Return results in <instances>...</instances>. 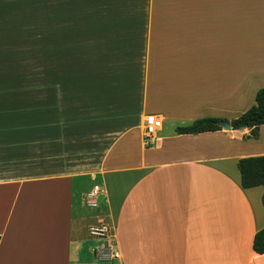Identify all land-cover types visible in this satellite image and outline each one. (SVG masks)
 <instances>
[{
    "label": "crops",
    "instance_id": "0c3cea01",
    "mask_svg": "<svg viewBox=\"0 0 264 264\" xmlns=\"http://www.w3.org/2000/svg\"><path fill=\"white\" fill-rule=\"evenodd\" d=\"M18 1L140 15L75 24L96 33L65 35V44L82 51L90 37L87 51L114 65L83 68L80 84L54 86L53 113L0 131V264H264L253 248L264 188H244L238 168L241 158L264 156V125L259 139L249 128L176 132L255 105L264 89V0H0V10ZM78 91L95 111L67 114L64 98ZM150 114L172 128L147 146ZM88 155L101 157L91 169L103 189L92 214L85 197L93 187L74 176L83 164L73 166ZM99 216L113 225L120 256L112 261L97 258L101 244L88 235Z\"/></svg>",
    "mask_w": 264,
    "mask_h": 264
},
{
    "label": "rangeland",
    "instance_id": "374dc122",
    "mask_svg": "<svg viewBox=\"0 0 264 264\" xmlns=\"http://www.w3.org/2000/svg\"><path fill=\"white\" fill-rule=\"evenodd\" d=\"M18 2L17 4L6 5L0 10V123L2 121H12L13 123L6 124L4 129L0 125V131H13L10 133L16 131L17 119H21V121L26 119L24 125L32 126L31 122L34 117H45L54 112L51 104L58 100V96L54 95L55 93L53 92L56 84H80V71L83 68L85 71H97L98 69L104 71L114 65L111 56L104 58L103 55L97 54L96 51H87L91 46L95 45L94 39H90V37H88L87 41L83 40V42L87 43H81L83 46L82 51H80L79 46L70 45L67 39V44H65V35H67V38L72 39L81 30H83L81 32L83 36H87V34L89 36L91 34L95 35L96 33L95 29H82L74 26L75 24L92 22L98 18L130 19L140 15V13L128 12H50L36 10L38 6L28 5L21 1ZM59 38H62L60 42ZM86 38L84 37L83 39ZM56 41L59 47L55 51ZM84 46L89 47L83 50ZM85 82L83 81L82 83ZM70 95H67V98L59 95L60 98L66 100L67 105H70L66 109L67 114L74 115V110L82 109V105L84 110L86 108L89 111H95V108L90 107L91 102L89 104L84 102L85 97L82 98V96H85L84 94L81 95L78 91ZM87 97L90 99V96L87 95ZM109 110L106 109L105 115H108ZM171 128L172 124L167 122L164 124L163 121L160 129H163V131L158 130L157 136L168 132ZM152 136H146L145 132H142V137L147 146L151 145ZM138 140L140 141V139ZM139 141L138 143H140ZM84 142L86 143L85 139ZM81 143V139H75L74 144L76 146H80ZM138 145L140 144H137L136 149ZM100 158L96 155H88L83 158V161L73 164V166L83 164V166L77 167L78 169H74V176H82L80 178L89 187L100 186L102 178H92V174L96 175L97 172L91 171L92 165L98 162ZM87 196L85 197L87 211L92 214L100 207V202L98 201L97 207H90ZM94 225L106 226L108 228V236H92L89 229ZM87 230L90 238L99 240L101 244L98 247L99 249L104 247L113 249L116 243L115 237H112L114 236V229L109 217L99 216L93 223L88 225ZM105 251H108V249H105ZM96 255L98 259H102L98 254Z\"/></svg>",
    "mask_w": 264,
    "mask_h": 264
},
{
    "label": "trees",
    "instance_id": "16d2710c",
    "mask_svg": "<svg viewBox=\"0 0 264 264\" xmlns=\"http://www.w3.org/2000/svg\"><path fill=\"white\" fill-rule=\"evenodd\" d=\"M226 119L218 117H205L195 120L190 125L178 126V134H201L222 130L220 121ZM232 129H251V136L255 139L260 137V127L264 125V89L257 92L256 103L248 111L230 121ZM238 168L241 173L242 186L246 189L256 186L264 188V156L245 157L238 161ZM264 206V194H263ZM1 241V236H0ZM254 250L259 254H264V227L254 238Z\"/></svg>",
    "mask_w": 264,
    "mask_h": 264
},
{
    "label": "built area",
    "instance_id": "2783aa9c",
    "mask_svg": "<svg viewBox=\"0 0 264 264\" xmlns=\"http://www.w3.org/2000/svg\"><path fill=\"white\" fill-rule=\"evenodd\" d=\"M162 125H163V121L158 115H155V114L147 115L146 126H145V131H144L146 136H151L153 133L160 130L162 128ZM101 193H102L101 187L99 185H96L93 188V190L88 194L87 198H88V204L90 207L98 206V201H99ZM89 232L92 236H96V237L97 236L98 237L108 236V228L104 225L103 226L102 225L91 226L89 229ZM114 247L115 245L113 246V249H111L110 247H107V248L104 247L101 249L98 248L96 250V254H98L100 258L106 259V260H112L115 258H119L120 254L118 251L116 250L114 251ZM105 249H108V251H105Z\"/></svg>",
    "mask_w": 264,
    "mask_h": 264
},
{
    "label": "water",
    "instance_id": "95a60500",
    "mask_svg": "<svg viewBox=\"0 0 264 264\" xmlns=\"http://www.w3.org/2000/svg\"><path fill=\"white\" fill-rule=\"evenodd\" d=\"M219 125L222 127V129L224 130H231L232 126L229 120H225V121H220Z\"/></svg>",
    "mask_w": 264,
    "mask_h": 264
}]
</instances>
